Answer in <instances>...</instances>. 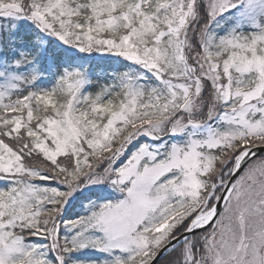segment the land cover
Instances as JSON below:
<instances>
[{
    "label": "snow or ice",
    "instance_id": "obj_1",
    "mask_svg": "<svg viewBox=\"0 0 264 264\" xmlns=\"http://www.w3.org/2000/svg\"><path fill=\"white\" fill-rule=\"evenodd\" d=\"M0 264H264V0H0Z\"/></svg>",
    "mask_w": 264,
    "mask_h": 264
}]
</instances>
